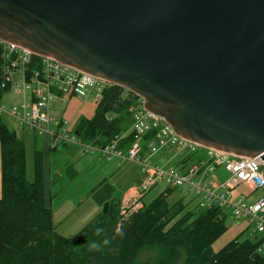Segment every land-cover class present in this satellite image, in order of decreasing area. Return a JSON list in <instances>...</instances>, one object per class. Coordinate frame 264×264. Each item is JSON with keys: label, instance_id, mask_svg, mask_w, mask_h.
Returning a JSON list of instances; mask_svg holds the SVG:
<instances>
[{"label": "water", "instance_id": "obj_1", "mask_svg": "<svg viewBox=\"0 0 264 264\" xmlns=\"http://www.w3.org/2000/svg\"><path fill=\"white\" fill-rule=\"evenodd\" d=\"M0 38L130 89L264 176V0H0Z\"/></svg>", "mask_w": 264, "mask_h": 264}, {"label": "trees", "instance_id": "obj_2", "mask_svg": "<svg viewBox=\"0 0 264 264\" xmlns=\"http://www.w3.org/2000/svg\"><path fill=\"white\" fill-rule=\"evenodd\" d=\"M132 98L137 95L132 93ZM133 99L121 96V86L104 90L92 118L80 117L75 131L84 140L106 145L118 140L127 149L135 140ZM33 138L34 177H27V147L16 129L0 115V264H264L259 241L237 238L220 250L213 242L226 230V212L215 206L186 210L183 197L173 203L166 186L151 201L124 217L121 203L111 200L107 212L86 233L69 237L58 231L46 203L42 150ZM154 138L144 135L143 143ZM167 151L162 155L166 157ZM202 156L201 150L175 158L183 167ZM172 159L171 161L175 160Z\"/></svg>", "mask_w": 264, "mask_h": 264}, {"label": "built area", "instance_id": "obj_3", "mask_svg": "<svg viewBox=\"0 0 264 264\" xmlns=\"http://www.w3.org/2000/svg\"><path fill=\"white\" fill-rule=\"evenodd\" d=\"M113 85L116 83L104 77L0 38V115L7 114L21 128L46 135L52 147L61 141H72L105 159L139 164L143 180L138 192L122 202L124 217L140 208L142 195L163 181L179 188L183 195H193L202 208L226 207L236 219H247L261 233L258 250L264 253V176L255 167L252 156L203 146L178 135L163 117L144 107L139 94L119 84L121 96L133 99L130 109L136 140L126 150L118 146L117 139L103 146L84 140L68 119L54 112L56 104H66V95L99 100L104 90ZM132 93L137 98H132ZM8 100H12L9 106ZM150 131L154 138L145 146L143 138ZM198 149L202 151L198 160L183 168V162L180 166L169 165L172 159H182L187 152ZM164 150L168 152L164 163L152 161ZM220 168L228 173L225 179L216 174ZM238 185L246 186L251 193L259 189L263 193L255 199L243 193L233 196L230 190Z\"/></svg>", "mask_w": 264, "mask_h": 264}, {"label": "crops", "instance_id": "obj_4", "mask_svg": "<svg viewBox=\"0 0 264 264\" xmlns=\"http://www.w3.org/2000/svg\"><path fill=\"white\" fill-rule=\"evenodd\" d=\"M66 105L58 109L65 110ZM57 107L58 104L56 111ZM37 142L42 150L46 203L58 231L65 236L88 232L103 214L105 202L122 203L139 190L143 172L135 162L105 159L72 141H61L52 147L44 134L37 135Z\"/></svg>", "mask_w": 264, "mask_h": 264}, {"label": "rangeland", "instance_id": "obj_5", "mask_svg": "<svg viewBox=\"0 0 264 264\" xmlns=\"http://www.w3.org/2000/svg\"><path fill=\"white\" fill-rule=\"evenodd\" d=\"M66 109H58L61 104H58L57 111L54 107V112L56 115L60 117V114L64 116V118L68 119L72 125H75L77 120L80 117H86V118H92L95 114L98 101L94 98L91 99H85L82 96H74L66 95ZM13 99L14 97L11 96ZM12 103V100L7 101V105L9 106ZM64 106V105H63ZM3 120L11 127L17 130L18 134L22 136L25 140L26 147H27V177L29 180H32L34 177V168H33V138L34 133L28 129H23L18 124V122L12 118L11 116L7 114L1 115ZM133 126L131 129L133 130ZM36 135L41 136L42 134L36 133ZM38 145V143H37ZM39 147V146H38ZM168 155L165 156L160 155L159 157H153L152 161H160L161 163H164L167 159ZM169 165H177V160H173L169 162ZM217 176L220 179H225L228 176L227 171H225L223 168H220L216 171ZM166 186H171L170 184L166 182H159L157 183L152 189H150L145 196L143 197V200L145 202L151 201L158 193L163 190ZM2 191V183H1V166H0V195ZM230 193L233 196H238L240 194H249L251 195V198L255 199L259 195L263 193L261 189L256 190L254 192H250L249 188H247L244 185H238L234 189L230 190ZM183 197V201L185 204V208L182 209L176 216H181L183 213L186 212V210L194 209V211H197V199L191 195H183L181 190L179 188L173 187L172 192L169 194L167 200L171 204L175 202L177 199ZM105 204V203H104ZM104 204L102 206V210L104 208ZM122 204V203H121ZM121 208V206H120ZM224 211L226 212V219L225 223L227 225L226 230L213 242V249L215 251L220 250L223 246H225L228 242L232 241L233 239L237 238L239 240L249 239L252 242H256L260 239L261 233L255 231V227L250 224V222L245 219H236L231 211L224 207ZM123 215V214H122Z\"/></svg>", "mask_w": 264, "mask_h": 264}]
</instances>
